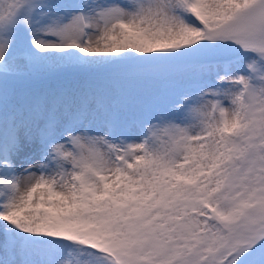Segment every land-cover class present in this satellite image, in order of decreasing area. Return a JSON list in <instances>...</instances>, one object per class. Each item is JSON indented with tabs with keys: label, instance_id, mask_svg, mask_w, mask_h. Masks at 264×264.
I'll return each instance as SVG.
<instances>
[{
	"label": "snow or ice",
	"instance_id": "6c2138e0",
	"mask_svg": "<svg viewBox=\"0 0 264 264\" xmlns=\"http://www.w3.org/2000/svg\"><path fill=\"white\" fill-rule=\"evenodd\" d=\"M0 264H264V0H0Z\"/></svg>",
	"mask_w": 264,
	"mask_h": 264
},
{
	"label": "rangeland",
	"instance_id": "374dc122",
	"mask_svg": "<svg viewBox=\"0 0 264 264\" xmlns=\"http://www.w3.org/2000/svg\"><path fill=\"white\" fill-rule=\"evenodd\" d=\"M163 84L156 81L141 82L132 85L125 97L126 102L129 105H136L139 103H148L151 101L153 96L162 89Z\"/></svg>",
	"mask_w": 264,
	"mask_h": 264
}]
</instances>
